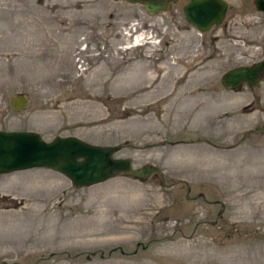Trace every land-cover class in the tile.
<instances>
[{"label": "rangeland", "instance_id": "374dc122", "mask_svg": "<svg viewBox=\"0 0 264 264\" xmlns=\"http://www.w3.org/2000/svg\"><path fill=\"white\" fill-rule=\"evenodd\" d=\"M188 1L151 16L125 1L0 0V131L127 142L115 158L163 177L74 189L47 169L0 175V264H264V133L243 138L264 124V74L261 109L248 85L220 84L264 59V14L224 0L201 34Z\"/></svg>", "mask_w": 264, "mask_h": 264}, {"label": "water", "instance_id": "95a60500", "mask_svg": "<svg viewBox=\"0 0 264 264\" xmlns=\"http://www.w3.org/2000/svg\"><path fill=\"white\" fill-rule=\"evenodd\" d=\"M112 1L143 5L149 15L155 16L169 11L179 0ZM253 4L257 11L264 14V0H253ZM227 9L224 0H189L184 5L182 13L185 21L203 34L212 27L222 24ZM263 74L264 59L249 67H236L225 72L220 82L227 91L247 84L255 95ZM10 105L14 112H21L27 107L28 100L25 96L18 95L12 98ZM248 134L246 133L243 138ZM123 147V145L96 146L75 137H55L52 141L46 142L35 132L0 131V175L43 168L65 176L74 189L88 188L120 175L142 181L153 174L161 175L156 167L134 170L130 160L115 158V154ZM140 245L138 243L137 247Z\"/></svg>", "mask_w": 264, "mask_h": 264}, {"label": "flooded vegetation", "instance_id": "af4514ba", "mask_svg": "<svg viewBox=\"0 0 264 264\" xmlns=\"http://www.w3.org/2000/svg\"><path fill=\"white\" fill-rule=\"evenodd\" d=\"M221 84V83H220ZM253 97H254V105H255V107L256 108H258V109H261L260 108V106H259V99L257 98V96L256 95H254L253 94ZM258 131V132H257ZM246 133H249L248 134V136L250 135V134H263L264 133V124H262V126L261 127H259V128H256V129H253V130H249V131H247ZM165 142V141H164ZM179 142H184V141H179ZM159 144H161V143H159ZM170 144V146H173V144L174 143H169ZM209 145H212V146H215V145H213L212 143H209ZM129 145H126L125 147H124V149L126 148V147H128ZM149 167V166H148ZM160 170V169H159ZM160 172H162V171H160ZM151 176H157V177H159V178H163L162 177V173H161V175H159V174H153V175H151ZM150 176V177H151Z\"/></svg>", "mask_w": 264, "mask_h": 264}, {"label": "bare ground", "instance_id": "6f19581e", "mask_svg": "<svg viewBox=\"0 0 264 264\" xmlns=\"http://www.w3.org/2000/svg\"><path fill=\"white\" fill-rule=\"evenodd\" d=\"M144 39H145V38H142V39H141V38H137L136 41H135V44H139L140 42H143ZM143 66H145V65L140 64V65H138L137 67H142V68H143ZM132 75H133V73H132V72H131V73L129 72L128 75L126 76V77H128V81H129V82H130V80H131V78H132ZM134 75H135V74H134ZM126 77H125V78H126ZM125 78H124V79H125ZM198 82H199V83H202L203 80L200 79ZM155 83H156L155 81H152V82H151L152 85H155ZM199 83H197V84H199ZM142 91H143V92H144V91L150 92L149 88H143V89L141 90V92H142Z\"/></svg>", "mask_w": 264, "mask_h": 264}]
</instances>
